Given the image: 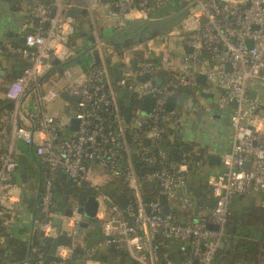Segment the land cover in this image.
<instances>
[{"label": "built area", "instance_id": "built-area-1", "mask_svg": "<svg viewBox=\"0 0 264 264\" xmlns=\"http://www.w3.org/2000/svg\"><path fill=\"white\" fill-rule=\"evenodd\" d=\"M104 0H85L88 12ZM113 11L110 17L116 24L140 20H157L174 13L171 4L176 0H106ZM180 1V0H177ZM186 7L194 4L182 20L181 29L186 38L179 45L189 53L177 65L175 78L163 87L156 86L158 66L148 60L138 61L135 71L124 60L121 67L123 80L115 83L107 74L103 49L110 54L117 51L101 44L94 34L99 65L93 64L82 80L69 82L62 91L78 100L75 107L63 108V115L50 114L48 105L60 99L61 90L50 88L30 98V93L40 89L41 78L51 69L52 61L65 63L74 57V50L67 46V38L75 26L73 18L66 16L68 9L78 0H30V22L23 26L31 33L22 46L6 44L5 50L19 58L24 69L18 77L3 80L0 89L13 103L10 118L14 123L12 137L30 146L38 166H45L50 173L61 170L71 180H86V164L96 162L105 173L115 179L124 177L129 194L124 208L113 203L106 192L97 191L96 219L103 236L97 247H90L78 236L77 224L84 220L77 202L66 217L54 205L55 181L48 173L41 177L42 185L38 207L42 219L33 221L42 237H57L52 221L61 222V233L70 238L68 246H59L56 262H46L43 253H36L35 261L19 264H68L73 259L75 246L81 247L83 264H100L95 256L102 250L113 248L125 252L134 264H161L159 250L169 249L177 243L187 249L186 257L179 264H212L216 252L226 241L225 226L230 216V204L235 196L258 194L259 209L264 214V0H181ZM172 2V3H171ZM163 11L162 16L157 15ZM32 20H36L34 23ZM173 33V32H172ZM147 74L143 83L137 77ZM203 76L210 91L216 92L215 107L225 111L229 104V129L231 145L224 152L221 162L224 171L206 176V186L214 199L212 207L196 203L187 191L190 165L202 170V162H193L189 153L180 162L171 164L168 171L147 175L158 184L157 194L167 201L169 212L161 214L158 201L145 202V195L135 177L130 162L123 172L118 165V152L125 150L124 134L152 124L137 136L139 142L148 140L156 148V157L146 159L152 164L156 159H167L158 147L165 129L156 123L167 124L170 114L164 110L167 98L178 87H187L197 96L196 78ZM128 84L127 90L139 100L131 107L129 123L120 112L116 90ZM250 91L257 95L251 99ZM154 97L155 103L149 117L140 112L144 97ZM74 102V101H72ZM104 114L110 116L104 117ZM21 123L17 124V119ZM71 119H77L76 131L67 133ZM9 120L2 124L6 139ZM111 123V124H110ZM117 130V134L114 131ZM64 131L66 133H64ZM17 170L13 146L0 142V220L5 218L21 198V191L8 187ZM203 173V172H202ZM212 226V228H208ZM167 242L169 243L167 245ZM35 251V250H34ZM166 264H174L165 260Z\"/></svg>", "mask_w": 264, "mask_h": 264}, {"label": "crops", "instance_id": "crops-1", "mask_svg": "<svg viewBox=\"0 0 264 264\" xmlns=\"http://www.w3.org/2000/svg\"><path fill=\"white\" fill-rule=\"evenodd\" d=\"M29 5L30 0H0V71L4 72L6 76L12 73L9 79L15 78L17 74L19 75L21 73L23 63L19 58L8 53L4 46L6 44L16 45L20 43L19 39L24 30L23 26L31 20L28 9ZM85 8V0H78L76 4L71 6V9L77 12ZM112 11L113 9H111L110 2L104 0L98 3L91 13L87 10L85 15L81 13L76 14L73 17L75 26L73 33L67 38V46L75 52V47L82 46L84 35L93 36L95 30L99 33H106L108 30L124 27L125 22L116 24L110 17ZM32 21L34 22V20ZM179 46V41H177V45H174V50L169 51L163 49L162 46L156 47L154 40H150L127 50L118 51L115 54L107 53L104 49L103 52L104 58L109 61L111 65L120 68L111 78L113 83L117 80L115 76L121 72V64H123L124 60L130 62L131 69L133 62L136 64L138 61L148 60L161 68L163 73L161 76H158L160 79L168 78L166 82L162 83L163 87L167 82L172 81V77L176 75V65L184 59L187 53H189L186 49L184 52L178 51L180 49ZM79 52L80 50L77 51L74 56L79 54ZM95 53L98 55L97 51ZM69 61L61 63L69 66L66 70L61 68L56 69L44 79L48 80L47 83L49 84L46 90L50 88L58 89L59 87L58 84L55 85L56 82H51L50 80H69V82L82 80L88 71L89 64L91 62L94 63V58L92 53L87 54L86 58H83V64L80 66L70 65ZM53 77L57 78L53 79ZM65 86L66 84L62 88H65ZM201 88L204 92L208 94L211 93L214 101L216 92L210 91L206 82L202 85H198V91ZM179 94L180 93L176 91L173 96L178 97ZM192 100L195 104L189 100L183 110L176 109L169 114L177 117L174 129L176 138L184 145L191 146L198 152L201 151L204 156L202 170L188 177L187 182L190 183V185L187 186L188 195L196 203H200L202 206L212 207L214 205V199L206 186L205 180L207 175H217L224 171L225 167L221 162V157L223 153L230 148L231 131L225 118L220 114L223 111L217 110L215 103L208 104L205 100L199 98L198 95H192ZM58 104H61V108H65L68 102L57 99L50 105L52 110H54ZM194 110H196V114L193 113ZM197 115H200L201 119L199 121L196 119ZM9 118L7 120L10 122H8L6 128L8 138H4L3 140L5 141L4 145L11 144L13 146L14 157L17 161V170L11 182L8 184V187L21 191L22 195L19 202L13 205L10 213L0 220V248H5L8 241L16 240L25 245L29 253L30 250H35L33 233L39 232L40 239L42 238L41 232L37 230L33 222L34 214L38 207L42 179L40 177L39 166L36 163L31 147L11 136L14 123L12 119ZM20 123L21 118L19 117L17 119V124ZM194 124H197L196 129H191ZM179 135H181V138H179ZM98 165L99 164L96 162H88L85 165L87 168L85 182L91 194L95 195L97 191L107 193V191L111 189L115 191V196L123 194L119 187V180H115L108 175V178H106L107 176H101L98 170L100 165ZM64 188L65 185L62 181L59 180L55 182L54 196L57 201L61 200L69 203L71 200ZM259 200L260 196L258 194L235 196L229 207L230 221L228 220V225L234 224L231 218L242 220V223L254 222L261 214ZM251 203H254L256 212L247 211L246 208H248ZM63 210L64 208L62 207L61 211ZM227 236L228 234L226 233V239ZM83 238L87 240L88 246L97 247L103 240L100 223L97 221L96 225L90 224L87 229L84 230ZM40 239L38 240L39 243ZM29 245H31L30 250L28 248Z\"/></svg>", "mask_w": 264, "mask_h": 264}, {"label": "trees", "instance_id": "trees-1", "mask_svg": "<svg viewBox=\"0 0 264 264\" xmlns=\"http://www.w3.org/2000/svg\"><path fill=\"white\" fill-rule=\"evenodd\" d=\"M185 7L186 3L182 2L181 0H176L173 1V4H171L170 12L177 13L183 10ZM157 13L159 16H162L163 11L160 10ZM14 46L20 47L22 46V44L18 43ZM98 65L99 64L95 62L93 63L94 67H97ZM105 65L107 74L109 76V79L111 80L116 72L120 70V68L111 65L106 59ZM162 73L163 72L161 68H159L157 76H161ZM174 78L175 75L172 77V80ZM116 81L117 80H115V82ZM47 82L48 80H43L40 89L34 90L30 93V98L34 100L37 96V93H43L45 91L44 84ZM131 100L132 107H136L139 105L140 101L137 100L133 95L131 97ZM117 102L120 112L122 113V101L117 99ZM69 107H75V102L69 103ZM13 109V103L4 97L3 89H0V142L3 145L5 144V141L3 140L4 137L1 133L2 124L10 117ZM104 117H108L107 120L110 121V116L104 114ZM176 118V116L170 115V121L167 124L156 123L159 127H163L165 129L163 138L159 143L158 148L167 155V159H156L152 164H149L146 161V159L149 157H156L157 150L156 148H153L150 143L145 144V141L139 142L137 140V136L147 130L148 126L152 124L150 121L147 122L146 125H144L141 129L135 131H127L124 134L123 139L127 152L122 149L118 152L117 157L118 165L122 172L127 167L128 162H130L133 173L144 192L145 198H147L149 202L158 201L162 206L167 205V201L165 198L158 196V184L156 182L149 181L147 175L154 172L168 171L171 164L179 163L181 157L187 153H189L191 156V164L193 162L199 161L202 162V165L204 163V156L201 151L198 152L194 150L193 147L184 145L176 138V134L174 133L176 124L175 122L177 120ZM69 132H72L70 130V127L67 129V133ZM175 155H178L177 161L174 160ZM39 168L40 177L49 173L53 177L55 182L59 180L62 181L65 185L64 189L69 199L71 201L73 199H76L79 205H83L86 197L91 194V191L87 188L85 181H81L78 185L79 180L69 179L61 170H55L54 172L50 173L45 166H39ZM197 171L198 170L196 167L190 165L188 177L196 174ZM119 185L120 190L123 192V194L125 196H128L129 189L127 188V183L124 177L120 178ZM111 201L113 203H116L114 200ZM54 205L57 211L62 210V207L58 203L56 197L54 198ZM41 219L42 216L40 214L39 207H37L34 214V221H40ZM228 220L230 221L229 218ZM228 220L225 226V232L228 234L227 239L224 242L223 248L218 250L214 255L212 264H260L259 258L260 256L264 255V214L261 212L259 217L251 223H242V221L240 222L239 219L231 218L234 224H231L229 226ZM39 239L40 233H33L35 251L30 250L29 253L27 252L26 246L19 243L18 241H8L5 248H0V264H19L26 260L35 261L36 253H43L45 255L46 262H51L46 259L47 249L39 246ZM81 240L83 242H86L87 244V240L85 238H82ZM168 244L169 243L167 242V245ZM169 245L171 246L169 249L162 248L159 250V256L162 260L161 264H166L165 260H169L174 264H179L186 257L187 249L177 243H170ZM81 254V247L79 245L75 246L72 256L73 259L68 264H83L81 261ZM126 258L127 254H125L124 252L116 251L113 248H107L103 251H100L95 256V259L100 264H109L119 261L125 262Z\"/></svg>", "mask_w": 264, "mask_h": 264}, {"label": "water", "instance_id": "water-1", "mask_svg": "<svg viewBox=\"0 0 264 264\" xmlns=\"http://www.w3.org/2000/svg\"><path fill=\"white\" fill-rule=\"evenodd\" d=\"M194 6V4L185 7L183 10L174 13L172 15L166 16L164 18H160L157 20H140L135 22H125V26L122 28H118L115 30H108L106 33H99L95 30V33H93V36L91 35H84L83 44L81 47L77 46L75 47V53L80 50L79 54L75 55L71 60L69 61L70 65H82L83 58H86V55L89 53L93 54L94 62L99 63L98 55L96 52V43L94 34L98 37H100V42L103 45L106 46H112L115 51H121V50H127L129 48L141 45L145 42H148L150 40H154L156 37L160 35H167L170 34L173 30H175L182 20L187 16L189 10ZM81 13L82 15H85L87 13V9H82L80 12H77L73 9H68L66 12V16L69 18H73L76 14ZM34 23H36V20H34ZM31 33L30 28H26L23 30L21 38L19 39V42L21 44L25 43V38ZM52 69L43 77L40 81L47 78L54 70L56 69H63L66 70L69 66L66 64L59 63L58 60L52 61ZM93 62H91L88 66V69L90 68V65H92ZM24 66L22 67L21 72L23 71ZM132 70L135 71V63H132ZM20 75V74H19ZM18 74L16 77L19 76ZM12 76V73H9L8 76L4 74V72L0 71V78L3 80H8ZM149 76L147 74L143 76H139L136 78V80L140 83H143L145 80H147ZM115 79L117 80H123V77L121 76V73H119L117 76H115ZM168 78L160 79L158 76L153 77V81L156 86H161L163 82H166ZM196 83L198 85H202L205 83V78L203 76H198L196 78ZM128 84H125L123 88H120L116 92V97L118 100L122 101V107H123V117L124 122L129 123L131 118V107H132V100H131V94L127 90ZM177 91L180 93L178 97L171 96L167 98L164 104V110L166 113H171L172 111L178 109L183 110L185 108V105L188 103L189 100L193 104L195 102L192 100V93L187 87H178ZM198 97L205 100L208 104L213 103V97L211 93H206L203 91V89H199L198 91ZM257 95L256 91H250L249 97L253 99ZM59 98L66 102H76L78 98L76 96H70L65 91H61L59 94ZM155 98L154 97H144L140 104V112L141 115L144 117H149L152 113V109L154 107ZM229 109L235 108V104L231 103L228 106ZM227 109L229 112L230 110ZM65 112H67V109L65 108ZM194 114H196V110L193 111ZM196 119L199 121L200 115L196 116ZM78 120L77 119H71L70 121V130L76 131L78 128ZM197 124H194L191 129H196ZM114 134H117V130L114 131ZM179 138H181V135H179ZM149 141L145 140V144H148ZM32 149V148H31ZM33 152V150H32ZM174 160H178V155L174 156ZM40 169V168H39ZM190 183L187 182V186H189ZM107 197L111 200H114L121 208H124L128 199L127 196L120 194L115 196V191L113 189L108 190L106 193ZM74 196V195H73ZM77 202L76 199H73L69 203L66 201H58V203L64 208L63 214L66 217H69L71 215V209L73 205ZM145 202H149L147 198H145ZM79 211L82 213L84 220L79 222L77 224L78 230V236L84 235V230L87 229V227L90 224L96 225L97 219H96V212L98 209V204L95 199L94 194H90L86 197L83 205H79ZM249 212H256L254 208V203H251L248 208H246ZM169 212V208L167 206H163L161 208V214L167 215ZM52 226L55 228V234L57 235L56 238L50 239V238H41L39 246L47 249V256L46 259L51 262H56L57 258L55 256L57 247L59 246H68L70 244V238L61 233V222L57 219L52 221ZM208 228H212V226H208ZM88 236V234H87ZM1 240V239H0ZM29 250L31 249V245L28 246Z\"/></svg>", "mask_w": 264, "mask_h": 264}, {"label": "rangeland", "instance_id": "rangeland-1", "mask_svg": "<svg viewBox=\"0 0 264 264\" xmlns=\"http://www.w3.org/2000/svg\"><path fill=\"white\" fill-rule=\"evenodd\" d=\"M157 15H158V13H157ZM180 29H181V24L176 28V30L173 31V33L171 32L170 34L160 35V36L156 37L154 39L155 46L156 47L162 46L163 49L169 50V51L174 50V45H177V41H179L180 39H184L187 36V34L184 33V32H181L180 34H176L177 32H179ZM179 48L180 49L178 51L184 52L185 49L183 47L179 46ZM177 65L175 67V70L177 69ZM56 78L57 77H53V79H56ZM50 81L51 82H56L55 85H57V84L59 85L58 89H56V90H61V91L63 90L62 87L65 84L67 85L69 83V80H50ZM48 85H49L48 83H45L44 84V89H47ZM216 96H217V94L214 96L213 103H215V101H216ZM259 97H260L261 100L264 101V89H260ZM60 105L61 104H58L54 110H52V107L50 105H48L47 107H48V109L50 111V114L58 116V117L62 116L63 115V108H61L62 106L60 107ZM220 114L225 118L226 123L229 125V117H230L229 112L227 110H225V111L221 112ZM64 133H66V132L64 131ZM98 170H99V174L101 176H104V177L107 176V174L105 173L104 169L101 166H99ZM106 178H108V176ZM239 221L241 222L242 220H239ZM259 259H260V264H264V255L260 256ZM109 264H134V262H133V259L129 255H127V258H126L125 262H120L119 261V262H115V263L112 262V263H109Z\"/></svg>", "mask_w": 264, "mask_h": 264}]
</instances>
